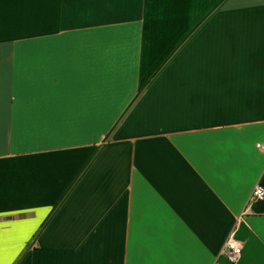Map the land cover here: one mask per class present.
I'll return each instance as SVG.
<instances>
[{
    "label": "crops",
    "instance_id": "obj_1",
    "mask_svg": "<svg viewBox=\"0 0 264 264\" xmlns=\"http://www.w3.org/2000/svg\"><path fill=\"white\" fill-rule=\"evenodd\" d=\"M264 0H0V264H264Z\"/></svg>",
    "mask_w": 264,
    "mask_h": 264
},
{
    "label": "built area",
    "instance_id": "obj_2",
    "mask_svg": "<svg viewBox=\"0 0 264 264\" xmlns=\"http://www.w3.org/2000/svg\"><path fill=\"white\" fill-rule=\"evenodd\" d=\"M257 148L264 153V144L258 143ZM262 201H264V186L258 184L254 187L248 206L240 216V219L248 214L249 208L252 204ZM235 233V230H233L229 235L219 255V257H224L226 262L224 263L218 258L215 264H237L240 261L243 252V244L237 240Z\"/></svg>",
    "mask_w": 264,
    "mask_h": 264
}]
</instances>
